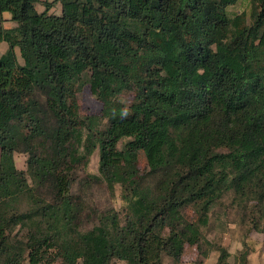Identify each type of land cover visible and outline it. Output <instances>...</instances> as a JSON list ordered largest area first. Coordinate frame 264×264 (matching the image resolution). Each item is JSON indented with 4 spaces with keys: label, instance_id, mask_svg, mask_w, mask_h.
Listing matches in <instances>:
<instances>
[{
    "label": "trees",
    "instance_id": "trees-1",
    "mask_svg": "<svg viewBox=\"0 0 264 264\" xmlns=\"http://www.w3.org/2000/svg\"><path fill=\"white\" fill-rule=\"evenodd\" d=\"M56 1L60 15L48 14L47 0H0V14L17 23L0 27L8 44L0 56V202L27 195L34 204L0 216V264H150L163 254L179 262L199 236L181 208L194 205L206 224L229 189L264 201V0H249L252 23L242 26L241 15L227 13L240 0ZM85 83L102 104V130L79 117L76 93ZM132 88L138 97L125 108L116 96ZM35 137L50 147L36 151ZM19 147L29 174L55 188L51 202L42 204L16 168ZM96 147L93 177L121 185L125 218L113 210L80 231L66 170L85 165ZM16 226L24 240L11 242ZM227 256L220 248L217 264Z\"/></svg>",
    "mask_w": 264,
    "mask_h": 264
},
{
    "label": "rangeland",
    "instance_id": "rangeland-1",
    "mask_svg": "<svg viewBox=\"0 0 264 264\" xmlns=\"http://www.w3.org/2000/svg\"><path fill=\"white\" fill-rule=\"evenodd\" d=\"M230 16L241 15L240 26L252 23V6L249 0H240L227 8ZM2 49H0L1 52ZM18 61L22 64V58L17 49ZM137 75L143 77L144 65L138 64ZM89 76L84 75V79ZM40 97V96H39ZM138 97L134 88L122 90L116 96V100L121 102L125 108L128 107ZM79 117L88 122L94 120L97 128L106 127V119L102 115V104L91 93L88 84H81L76 93ZM50 119L49 116L45 117ZM50 124V122L48 123ZM25 130V127H20ZM128 138L121 139L117 147L123 149ZM34 149L40 147H50V140L45 141L40 137L31 140ZM72 143V141H71ZM78 152H82L79 147ZM28 152L19 147L13 153L14 164L22 172L34 194L40 199L42 204L51 202L57 194L50 182L33 178L28 172ZM80 156V155H78ZM98 148L85 158L83 161H76L67 167V174L70 186L67 191L68 200L71 206L78 212V217L74 220V225L80 231H86L99 223L102 216L117 211L121 219L125 218V205L123 199V189L121 185L115 184L113 188L107 187L106 183L93 175H98ZM137 164L139 173L145 175L148 170L145 157L142 152L137 154ZM145 181H150V176H144ZM34 207L33 202L27 195L18 196L15 199H6L0 202V216L7 220L14 212H24ZM182 220L196 222L199 229V236L196 243H185L184 251L179 262H174L167 255H162L160 262L150 264H217L220 255V248L228 251V256L224 259L226 264H248L246 255L251 247L253 236L260 243L264 238V201L259 200L254 194L240 195L233 189L225 191L211 205L207 212V222L203 224L200 219V211L194 205L184 206L179 210ZM181 220V221H182ZM163 234H168L167 229ZM9 240H24V231L16 226L9 232ZM60 259L56 258L51 264H59ZM22 264H27V260ZM46 264V263H40ZM76 264H82L80 260ZM112 264H127L126 261L114 258Z\"/></svg>",
    "mask_w": 264,
    "mask_h": 264
},
{
    "label": "crops",
    "instance_id": "crops-1",
    "mask_svg": "<svg viewBox=\"0 0 264 264\" xmlns=\"http://www.w3.org/2000/svg\"><path fill=\"white\" fill-rule=\"evenodd\" d=\"M48 3L51 2L52 5L48 9V14H56L60 15L61 13V4L59 1L56 0H47ZM35 9L37 12H43L45 10L44 5L41 2L35 3ZM17 26V23L12 20L11 13L8 11H2L0 14V27L3 29H12ZM8 44L5 41L0 42V56L7 50ZM17 49L19 51L18 47H15V53L17 56ZM20 54V52H19ZM18 60V57H17ZM19 62V61H18ZM21 63V62H19ZM250 251L246 255L248 259V264H264V238L259 243L256 239V237L253 236V241L250 243ZM229 253H231L230 250H227Z\"/></svg>",
    "mask_w": 264,
    "mask_h": 264
}]
</instances>
